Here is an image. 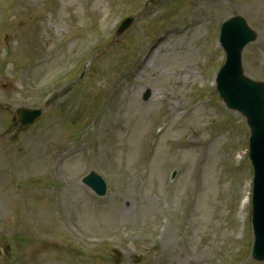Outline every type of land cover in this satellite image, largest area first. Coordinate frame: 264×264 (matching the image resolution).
I'll return each mask as SVG.
<instances>
[{"label": "rangeland", "instance_id": "374dc122", "mask_svg": "<svg viewBox=\"0 0 264 264\" xmlns=\"http://www.w3.org/2000/svg\"><path fill=\"white\" fill-rule=\"evenodd\" d=\"M200 34H201V32L198 33V34H196V35L194 36L193 39H194L195 42H197V40L199 39ZM201 35H202V34H201ZM171 49H172V48H171L170 45L165 44V45L161 46V48L159 49V51L157 52V54H162V55H164L165 53H167L168 50H171ZM8 51L10 52V47L7 49V53H8ZM5 65H7V64H5ZM103 66L106 67V68H107V67H110V66H111V62H110L109 65H107L106 62H105V63H103ZM162 69H165V67H163V68H157V72H160ZM1 70H4L5 72H8V71H9V69H7L5 66H2V67H1ZM153 87H154V91H155L154 94H158V96H159V92H160V90H161L162 88H164V87H167V85H166V84H153ZM135 94H136V93H135ZM147 106H148V105H146V107H147ZM182 118L185 119L184 117H182ZM141 120H142V118L139 116L138 119H137V121H141ZM206 120H207V119H206ZM184 125H185V124H184ZM185 126L187 127V125H185ZM208 129L210 130V126H209V125H208ZM140 132H143V130H141V128H139V129H135V130H133V132H132V136H134L135 134H139ZM197 135L200 136V134H197ZM196 138H197V137H196ZM212 142H213V140H212ZM46 143H47V141L41 139V141L39 142V144H37V147H36V150H35V154H34V158H33L34 166L36 165V169H35V171L33 172V176H37V175H39V174L41 173V170H42V166L39 165V161H40V160H39V159H40V152H39V150H38V148H39L38 145L46 144ZM175 155H176V150H173L172 152H169V153L163 155V156L161 157V159H162V164L164 165L165 162H167V161L173 159V158L175 157ZM193 156L195 157V154H194ZM153 159H156V158H153ZM215 160H216V157H215L214 159H212V165H213V163H214ZM24 162H25V161H24ZM34 166H33V167H34ZM213 170H214V169H213ZM70 172H71V171H69V170L66 171V173H65L66 177L69 176ZM188 172L191 174V169H189ZM53 174H55L56 177L59 176L58 173H54V172H53ZM215 174H216V170L213 171V174H212L211 176H214ZM207 182H208V181H207ZM212 184H213L214 188H211L210 182H208V184H206L205 187L201 190V193H200V195H199V197H198L199 211H200L201 209H203V206H202V204H201V202H200V198H201V200H202V194H205V195H206L207 190H209L210 188H211V191H212L213 193H215L216 190H217V187H216L215 183L212 182ZM16 192H17V191H15V193H16ZM14 202H15V200H12L11 202L7 201V202H5L4 204L12 205ZM2 205H3V199L0 198V209H1V211H2ZM106 206H107V207H105V209L108 208V207L110 208L111 206H116L117 208H120V207H121V203L118 202V201L113 200L110 204H108V205H106ZM2 213H3V212H2ZM143 214L146 215L144 212H143ZM147 216H148V215H147ZM211 218H212V217H209V219H211ZM195 219H196V218H195ZM126 222H128V220H126ZM192 225L194 226V221H193ZM110 228H111V229H114V228H115V229H117V230L120 229L118 226H111ZM148 264H149V263H148Z\"/></svg>", "mask_w": 264, "mask_h": 264}]
</instances>
